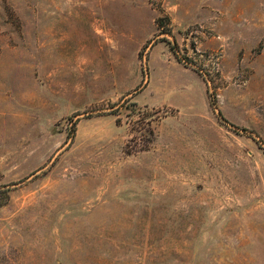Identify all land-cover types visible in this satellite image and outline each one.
Listing matches in <instances>:
<instances>
[{
  "label": "rangeland",
  "instance_id": "374dc122",
  "mask_svg": "<svg viewBox=\"0 0 264 264\" xmlns=\"http://www.w3.org/2000/svg\"><path fill=\"white\" fill-rule=\"evenodd\" d=\"M0 264H264V0H0Z\"/></svg>",
  "mask_w": 264,
  "mask_h": 264
},
{
  "label": "trees",
  "instance_id": "16d2710c",
  "mask_svg": "<svg viewBox=\"0 0 264 264\" xmlns=\"http://www.w3.org/2000/svg\"><path fill=\"white\" fill-rule=\"evenodd\" d=\"M167 20L170 23V19L168 18ZM164 21H165V19H163V18L162 19H159L157 21V25H159V27H161L162 26V23ZM165 35L172 36L171 29H168L167 31H165V30L161 31L160 36H165ZM162 42H166V43H168L171 46V51L175 55V57H176V59L178 60L179 63H182V64H184L186 66H189L191 64L188 61L189 60L188 57H185V56H182L181 55V53L179 51V46H178V44L176 42H174V45H172V43L170 41H168V39H166V38H163L162 39ZM193 50L195 51V48L194 47H193ZM195 70H197L198 73L203 74L202 71L200 69H198L197 67H195ZM205 76L208 77L207 83L209 82V84L210 83L212 84L213 80L209 78V75L205 74ZM211 88H212V86L209 85L208 94H209V98H210V105H211L212 108L216 109V100H215L214 94H212V92H211ZM219 118L221 119V121H224L225 123H227V121H225V119H224V117H223V115H222L221 112H219ZM118 123H120V121H118Z\"/></svg>",
  "mask_w": 264,
  "mask_h": 264
}]
</instances>
